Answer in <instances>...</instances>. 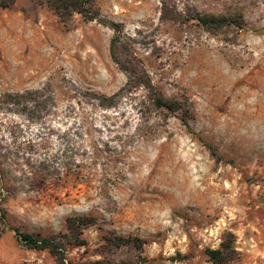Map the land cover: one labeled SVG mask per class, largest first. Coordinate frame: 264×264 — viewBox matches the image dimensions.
Wrapping results in <instances>:
<instances>
[{"label": "rangeland", "instance_id": "374dc122", "mask_svg": "<svg viewBox=\"0 0 264 264\" xmlns=\"http://www.w3.org/2000/svg\"><path fill=\"white\" fill-rule=\"evenodd\" d=\"M163 1L179 20L160 18ZM93 10L122 25L116 60L114 32L97 20L63 25L36 0L0 7V95L48 86L54 97L35 120L0 103V264H55L16 231L62 235L71 216L92 219L85 244L66 246L74 264H212L205 249L228 235L229 264H264V0H94ZM224 11L240 13L241 28L197 21ZM125 69L183 107L155 108ZM42 161L52 175L27 183Z\"/></svg>", "mask_w": 264, "mask_h": 264}, {"label": "trees", "instance_id": "16d2710c", "mask_svg": "<svg viewBox=\"0 0 264 264\" xmlns=\"http://www.w3.org/2000/svg\"><path fill=\"white\" fill-rule=\"evenodd\" d=\"M17 0H0L1 8H10ZM40 1L52 11L58 18V21L66 25L74 14L81 15L87 20H97L105 26L113 30V36L110 38L109 50L112 58L116 60L117 53L123 47L120 42L119 32L122 25L118 22L102 19L93 10L94 0H36ZM179 13L172 11L167 3L162 2L161 19L179 20ZM197 21L208 31H220L227 27H240L244 24L243 16L240 13H229L228 11L220 13H203L198 16ZM127 70V69H125ZM144 86L149 93L152 105L157 109H163L167 112H176L183 105L178 100H169L164 98L151 84L148 76L144 73H138L127 70L126 86ZM99 95L98 102L100 106L110 107L115 104V96ZM0 103L7 105L11 110L27 116L31 120L39 119L46 114L50 107L53 106L54 97L48 86L40 89H30L22 92H4L0 95ZM40 165V166H39ZM37 168L34 169L33 175L27 178L29 182L47 181L52 172L42 161ZM74 173H67L64 176H73ZM2 186L6 180L0 179ZM6 200L5 191L2 189L0 193V235L9 227L6 218V211L3 202ZM92 222V219L85 216H71L66 219V233L62 235L41 234L30 232L16 231V238L19 242L28 248L35 250H47L55 258V264H74L72 261L65 260V251L67 245H84L85 240L82 238V229L85 225ZM16 230V229H15ZM136 246L141 249L142 243L139 239H134ZM130 238L117 237L115 244L117 246L130 244ZM205 253L212 264H229L237 258V251L234 247V239L232 235L225 236L221 241L219 248H206ZM87 264V263H86Z\"/></svg>", "mask_w": 264, "mask_h": 264}]
</instances>
